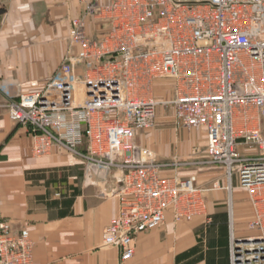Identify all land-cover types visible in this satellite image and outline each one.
<instances>
[{
  "label": "built area",
  "instance_id": "obj_1",
  "mask_svg": "<svg viewBox=\"0 0 264 264\" xmlns=\"http://www.w3.org/2000/svg\"><path fill=\"white\" fill-rule=\"evenodd\" d=\"M82 1L53 76L7 105L33 136L32 153L58 147L86 159L87 182L123 171L103 246L124 263L168 211L175 221L206 211L209 188L196 176L163 175L154 152L137 143L156 125L159 106L170 108L176 127L204 131L210 162L249 196L257 235H232L231 264H264V0ZM162 81L172 86L165 99L156 93ZM34 245L27 229L0 221V264H35Z\"/></svg>",
  "mask_w": 264,
  "mask_h": 264
},
{
  "label": "crops",
  "instance_id": "obj_2",
  "mask_svg": "<svg viewBox=\"0 0 264 264\" xmlns=\"http://www.w3.org/2000/svg\"><path fill=\"white\" fill-rule=\"evenodd\" d=\"M83 9L82 0H0V86L10 93L0 88V221L30 232L35 264H230L232 235H257L236 176L230 180L225 169L217 177L181 176L214 184L207 186L205 213L175 221L168 211L164 225L139 235L135 256L123 263L115 247L103 246L119 213L115 189L123 171L87 183L80 157L58 147L36 157L29 129L10 119V97L41 90L60 66L71 19Z\"/></svg>",
  "mask_w": 264,
  "mask_h": 264
},
{
  "label": "rangeland",
  "instance_id": "obj_3",
  "mask_svg": "<svg viewBox=\"0 0 264 264\" xmlns=\"http://www.w3.org/2000/svg\"><path fill=\"white\" fill-rule=\"evenodd\" d=\"M156 91L160 99H165L170 97L172 86L169 82L162 81L156 87ZM136 140L142 147L154 152L156 160L163 164L161 171L163 175L183 176L195 172V175L200 176V174L210 172L215 174L216 177L223 176L221 172H223L224 167L221 164L210 162V157L207 153V137L204 131L202 129L188 130L176 127L172 109L163 105L158 108L156 125L150 129L140 131ZM82 160L85 163V168L88 161L86 159ZM114 169L119 168L111 170ZM225 176L228 177L227 175ZM200 186L214 187V184L204 183V185L200 184ZM222 187H224V184L221 182ZM243 191L249 200L247 192Z\"/></svg>",
  "mask_w": 264,
  "mask_h": 264
},
{
  "label": "bare ground",
  "instance_id": "obj_4",
  "mask_svg": "<svg viewBox=\"0 0 264 264\" xmlns=\"http://www.w3.org/2000/svg\"><path fill=\"white\" fill-rule=\"evenodd\" d=\"M118 198V197H117ZM118 200H119V198H118ZM119 204H120V202H119ZM120 207V206H119Z\"/></svg>",
  "mask_w": 264,
  "mask_h": 264
}]
</instances>
